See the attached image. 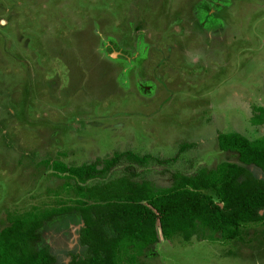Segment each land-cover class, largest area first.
Instances as JSON below:
<instances>
[{
    "label": "rangeland",
    "instance_id": "1",
    "mask_svg": "<svg viewBox=\"0 0 264 264\" xmlns=\"http://www.w3.org/2000/svg\"><path fill=\"white\" fill-rule=\"evenodd\" d=\"M253 105L264 107V0H0V228L9 209L67 196L52 160L165 158L192 142L175 161L133 164L158 186L236 161L216 135H262ZM81 225L75 211L53 216L37 245L64 264L85 252ZM243 233L160 239L135 264H264V223Z\"/></svg>",
    "mask_w": 264,
    "mask_h": 264
},
{
    "label": "trees",
    "instance_id": "2",
    "mask_svg": "<svg viewBox=\"0 0 264 264\" xmlns=\"http://www.w3.org/2000/svg\"><path fill=\"white\" fill-rule=\"evenodd\" d=\"M252 109L250 122L263 123L264 107ZM216 140L221 150L236 153V161L201 165L189 173L172 171L165 186L138 178L131 167L175 161L192 142L181 143L175 155L165 158L116 150L80 164L52 160L49 166L64 178L67 198L7 210V223L0 228V264H56L50 248L37 245L39 230L46 220L71 211L81 218L78 240L85 252L71 254L65 264H135L147 247L175 236L186 241L213 233L241 238L245 226L264 223V178L249 168L264 173V133L250 139L239 131L219 132ZM119 165L123 173L113 176Z\"/></svg>",
    "mask_w": 264,
    "mask_h": 264
},
{
    "label": "crops",
    "instance_id": "3",
    "mask_svg": "<svg viewBox=\"0 0 264 264\" xmlns=\"http://www.w3.org/2000/svg\"><path fill=\"white\" fill-rule=\"evenodd\" d=\"M64 214H65V213H64ZM55 216H56V215H55ZM46 221H47V220H46ZM46 221H45V222H46ZM45 222H44V223H45ZM68 260H69V259H68ZM68 260H66V262H67Z\"/></svg>",
    "mask_w": 264,
    "mask_h": 264
},
{
    "label": "flooded vegetation",
    "instance_id": "4",
    "mask_svg": "<svg viewBox=\"0 0 264 264\" xmlns=\"http://www.w3.org/2000/svg\"><path fill=\"white\" fill-rule=\"evenodd\" d=\"M72 212V211H71ZM59 215H61V214H59ZM44 225V224H43ZM80 255V254H79ZM82 255V254H81ZM70 258V257H69ZM63 264V263H62ZM65 264V263H64Z\"/></svg>",
    "mask_w": 264,
    "mask_h": 264
}]
</instances>
